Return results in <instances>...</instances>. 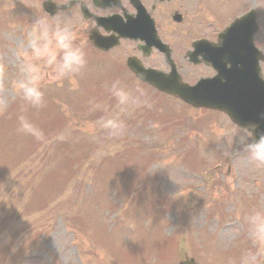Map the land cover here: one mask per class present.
<instances>
[{
  "label": "rangeland",
  "instance_id": "374dc122",
  "mask_svg": "<svg viewBox=\"0 0 264 264\" xmlns=\"http://www.w3.org/2000/svg\"><path fill=\"white\" fill-rule=\"evenodd\" d=\"M34 2L0 0V264H264L247 222L264 210V166L234 144L244 132L81 40L84 67L63 79L42 68L43 100L29 103L15 83L27 34L47 18ZM257 20L264 32V9ZM117 81L135 103L117 102Z\"/></svg>",
  "mask_w": 264,
  "mask_h": 264
},
{
  "label": "flooded vegetation",
  "instance_id": "af4514ba",
  "mask_svg": "<svg viewBox=\"0 0 264 264\" xmlns=\"http://www.w3.org/2000/svg\"><path fill=\"white\" fill-rule=\"evenodd\" d=\"M57 9L55 17L68 20L76 36V43L88 45L89 50L103 57L120 56L121 61L133 58L144 68L162 75L173 73L182 83L193 85L199 80H209L218 72L227 74L228 60L218 64L216 44L226 25L222 10L238 8V0H45ZM249 0L242 3L247 6ZM152 22L154 36L148 34L146 23L140 18L135 23L139 39H118V46L100 52L88 44V36L101 39L119 38L128 21L137 19V9ZM222 4V5H220ZM254 7V0H250ZM222 9V10H221ZM262 10H258L259 13ZM246 12V11H245ZM245 12L238 13L241 15ZM236 17V16H235ZM148 39L147 41H142ZM203 41L201 44L197 42ZM254 42L264 56V32L261 27ZM81 45V46H82ZM260 78L264 80V60L260 64Z\"/></svg>",
  "mask_w": 264,
  "mask_h": 264
},
{
  "label": "clouds",
  "instance_id": "9594fccd",
  "mask_svg": "<svg viewBox=\"0 0 264 264\" xmlns=\"http://www.w3.org/2000/svg\"><path fill=\"white\" fill-rule=\"evenodd\" d=\"M19 57L20 79L15 87L33 105H39L44 96L42 68H50L56 79H63L79 72L86 63L85 51L76 43L74 32L63 26L60 17L54 22L47 18L36 19L27 34V49L21 51ZM112 91L120 105L135 103L133 91L118 81L113 83ZM107 126L115 127L111 120ZM234 144L240 146L251 162L264 166V132L255 137L251 131L238 134ZM247 222L250 238L264 245V210L253 211Z\"/></svg>",
  "mask_w": 264,
  "mask_h": 264
},
{
  "label": "water",
  "instance_id": "95a60500",
  "mask_svg": "<svg viewBox=\"0 0 264 264\" xmlns=\"http://www.w3.org/2000/svg\"><path fill=\"white\" fill-rule=\"evenodd\" d=\"M93 44L97 45L95 42ZM131 70L145 84L154 87L160 92L177 97L195 108L223 111L236 126L251 131L254 137L256 134L264 132V103L257 92L254 93V105H248L247 98L240 95H235L234 97L222 95L215 98L205 97L200 86L190 89L178 82L163 83L154 80L148 73H142L139 69ZM180 264H193V262L189 260Z\"/></svg>",
  "mask_w": 264,
  "mask_h": 264
}]
</instances>
